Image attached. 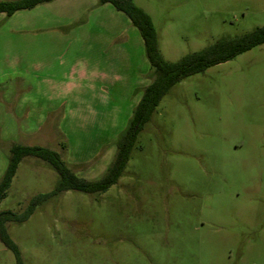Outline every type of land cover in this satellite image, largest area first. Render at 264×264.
<instances>
[{
    "label": "rangeland",
    "instance_id": "rangeland-1",
    "mask_svg": "<svg viewBox=\"0 0 264 264\" xmlns=\"http://www.w3.org/2000/svg\"><path fill=\"white\" fill-rule=\"evenodd\" d=\"M132 2L168 62L264 26V0ZM151 77L138 30L109 3L0 13V179L13 143L100 179ZM58 182L22 158L0 212ZM5 226L22 264H264V44L172 86L105 192H59ZM0 264H15L1 241Z\"/></svg>",
    "mask_w": 264,
    "mask_h": 264
},
{
    "label": "trees",
    "instance_id": "trees-1",
    "mask_svg": "<svg viewBox=\"0 0 264 264\" xmlns=\"http://www.w3.org/2000/svg\"><path fill=\"white\" fill-rule=\"evenodd\" d=\"M49 1L52 0L0 1V13L10 16L18 10L30 9ZM99 2L109 3L117 11L124 13L138 30L143 41L146 58L152 69L151 82L144 88L127 127L116 141V153L111 164L105 174L96 181H86L77 177L68 169L60 154L54 149L18 143L11 144L7 167L0 179V199L5 196L18 163L24 157L30 156L44 161L59 177V182L53 191L33 197L21 213L0 212V241L13 253L15 264H22V261L17 246L8 237L6 223L24 222L34 212L36 206L59 192L68 190L88 194L105 192L121 176L137 132L149 120L155 107L172 86L209 67L231 60L239 54L264 44V26H262L236 37L221 38L199 51L184 55L175 62H168L161 56L157 34L150 17L132 0H99Z\"/></svg>",
    "mask_w": 264,
    "mask_h": 264
}]
</instances>
